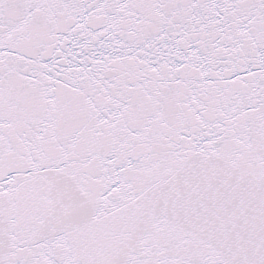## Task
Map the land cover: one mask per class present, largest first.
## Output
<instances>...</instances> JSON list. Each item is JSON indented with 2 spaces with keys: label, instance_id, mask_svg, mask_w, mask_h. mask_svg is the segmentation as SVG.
Instances as JSON below:
<instances>
[{
  "label": "snow or ice",
  "instance_id": "snow-or-ice-1",
  "mask_svg": "<svg viewBox=\"0 0 264 264\" xmlns=\"http://www.w3.org/2000/svg\"><path fill=\"white\" fill-rule=\"evenodd\" d=\"M0 264H264V0H0Z\"/></svg>",
  "mask_w": 264,
  "mask_h": 264
}]
</instances>
